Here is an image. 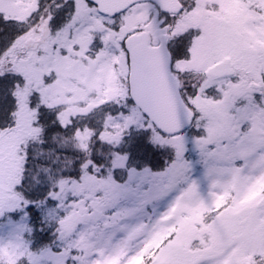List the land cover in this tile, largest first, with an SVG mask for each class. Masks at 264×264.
<instances>
[{
	"label": "snow or ice",
	"instance_id": "6c2138e0",
	"mask_svg": "<svg viewBox=\"0 0 264 264\" xmlns=\"http://www.w3.org/2000/svg\"><path fill=\"white\" fill-rule=\"evenodd\" d=\"M262 185L264 0H0V264H264Z\"/></svg>",
	"mask_w": 264,
	"mask_h": 264
},
{
	"label": "rangeland",
	"instance_id": "374dc122",
	"mask_svg": "<svg viewBox=\"0 0 264 264\" xmlns=\"http://www.w3.org/2000/svg\"><path fill=\"white\" fill-rule=\"evenodd\" d=\"M261 187H264V185H262ZM186 223L191 225L194 228V222H193V218L192 217L186 218Z\"/></svg>",
	"mask_w": 264,
	"mask_h": 264
}]
</instances>
